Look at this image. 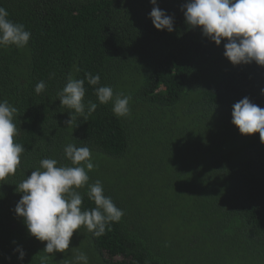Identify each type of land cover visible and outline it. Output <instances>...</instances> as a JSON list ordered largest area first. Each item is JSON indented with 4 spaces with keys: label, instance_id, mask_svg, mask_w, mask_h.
I'll return each mask as SVG.
<instances>
[{
    "label": "trees",
    "instance_id": "16d2710c",
    "mask_svg": "<svg viewBox=\"0 0 264 264\" xmlns=\"http://www.w3.org/2000/svg\"><path fill=\"white\" fill-rule=\"evenodd\" d=\"M186 2L157 0L174 18L168 32L153 25L150 0H0L31 32L24 48L0 47V102L17 109L15 139L25 148L16 173L0 181V264H41L47 255L14 211L16 188L44 158L72 166L69 143L91 150L88 183L99 180L124 216L99 238L82 226L47 264H77L81 252L89 264H264V163L252 166L253 135L232 123L245 97L264 109V75L255 62L233 65L226 41L189 29ZM69 75L85 81L86 112L97 105L86 120L59 100ZM102 85L131 97L130 115L99 103ZM234 183L237 192L226 194ZM87 190L77 189L82 210L96 207Z\"/></svg>",
    "mask_w": 264,
    "mask_h": 264
},
{
    "label": "clouds",
    "instance_id": "9594fccd",
    "mask_svg": "<svg viewBox=\"0 0 264 264\" xmlns=\"http://www.w3.org/2000/svg\"><path fill=\"white\" fill-rule=\"evenodd\" d=\"M150 3L153 8L149 16L155 28L172 32L174 18L159 8L157 0H150ZM182 11L189 29L200 28L202 34L217 46L222 40L226 41L224 56L233 65L255 62L254 68L264 75V0H187ZM8 17V11L0 7V47H26L31 32ZM86 78L90 85H100L99 74L88 73ZM84 83V80L73 79L69 75L58 96L61 105L86 120L97 105L89 102L86 112ZM45 89L46 83L42 80L36 85L35 92L39 94ZM261 91L264 93V89ZM95 93L100 104L112 102V111L118 118L130 115L131 97L122 94L114 97L113 89L107 85L96 87ZM16 112L17 109L7 101L0 102V181L16 173L21 165V154L25 151L15 139L19 136L14 122ZM69 114L70 119L65 123L70 125L72 114ZM232 123L241 134L253 135L248 160L253 167L262 168L264 109L245 97L233 105ZM64 155L72 166H58L56 159L44 158L40 167L16 188L23 195L15 206V213L23 218L31 236L46 242L43 252L47 255L42 257L41 264H47L56 252L64 253L69 249L74 232L82 226L99 238L106 234L111 223H119L124 216V211L104 194L99 180L94 184L88 183V172L95 167L91 150L87 146L77 147L69 143L64 148ZM86 185V195L96 206L91 210H82L83 196L77 191ZM224 190L226 194L237 192L235 183ZM15 251L23 260L25 252L22 247L18 246ZM75 261L77 264H89L88 256L82 252L75 256Z\"/></svg>",
    "mask_w": 264,
    "mask_h": 264
},
{
    "label": "rangeland",
    "instance_id": "374dc122",
    "mask_svg": "<svg viewBox=\"0 0 264 264\" xmlns=\"http://www.w3.org/2000/svg\"><path fill=\"white\" fill-rule=\"evenodd\" d=\"M178 234H180V232H178Z\"/></svg>",
    "mask_w": 264,
    "mask_h": 264
}]
</instances>
